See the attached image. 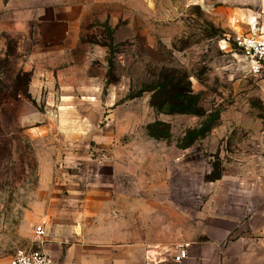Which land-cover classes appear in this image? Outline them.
I'll use <instances>...</instances> for the list:
<instances>
[{"label":"rangeland","instance_id":"374dc122","mask_svg":"<svg viewBox=\"0 0 264 264\" xmlns=\"http://www.w3.org/2000/svg\"><path fill=\"white\" fill-rule=\"evenodd\" d=\"M262 14L264 0H0V264L53 217L103 213L96 174L166 180L183 207L219 179H264V71L234 42Z\"/></svg>","mask_w":264,"mask_h":264},{"label":"crops","instance_id":"0c3cea01","mask_svg":"<svg viewBox=\"0 0 264 264\" xmlns=\"http://www.w3.org/2000/svg\"><path fill=\"white\" fill-rule=\"evenodd\" d=\"M100 178L92 181L103 184L104 198L96 189L89 204L104 203L103 213L42 226L38 248L56 264H173V247L184 242L188 256L179 264H264V179H219L183 207L166 180Z\"/></svg>","mask_w":264,"mask_h":264},{"label":"built area","instance_id":"2783aa9c","mask_svg":"<svg viewBox=\"0 0 264 264\" xmlns=\"http://www.w3.org/2000/svg\"><path fill=\"white\" fill-rule=\"evenodd\" d=\"M247 33L235 37V45L243 52L249 72L252 75L261 74L264 71V14L248 19L246 23ZM43 227L35 230L36 240L41 245ZM189 243H179L173 247L175 254L172 263L179 264L188 256ZM9 264H56L39 248L37 250H18L11 257ZM150 264H165L161 260H151Z\"/></svg>","mask_w":264,"mask_h":264}]
</instances>
